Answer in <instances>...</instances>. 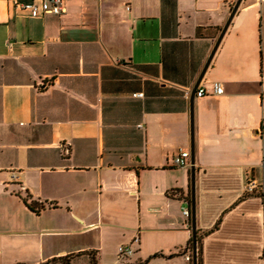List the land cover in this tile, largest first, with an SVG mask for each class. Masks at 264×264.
Segmentation results:
<instances>
[{"label": "crops", "instance_id": "1", "mask_svg": "<svg viewBox=\"0 0 264 264\" xmlns=\"http://www.w3.org/2000/svg\"><path fill=\"white\" fill-rule=\"evenodd\" d=\"M15 1L0 0V264H121V245L127 264H192L191 166L173 162L191 108L203 264H264V193L244 194L247 176L264 185V0L241 2L204 75L237 0Z\"/></svg>", "mask_w": 264, "mask_h": 264}, {"label": "built area", "instance_id": "2", "mask_svg": "<svg viewBox=\"0 0 264 264\" xmlns=\"http://www.w3.org/2000/svg\"><path fill=\"white\" fill-rule=\"evenodd\" d=\"M15 6L25 12L32 15L38 14H55L61 15L64 12V0H42L39 4L35 2H21L15 1ZM224 94V89L220 83H214L212 90H208L204 87L197 91V97L201 98L207 95L220 96ZM135 97H143V94H135ZM173 162L175 166L180 168H189L191 166V154L189 150H180L179 153L174 157ZM13 178H16L13 173ZM264 185L261 184L257 179L252 176H247L244 184V194L249 196L263 195ZM183 215L186 218H190V209L188 207L183 208ZM137 242V239L135 240ZM134 250L131 245H121L118 248V259L119 262H125L127 259L132 257ZM186 260L192 263V256H186Z\"/></svg>", "mask_w": 264, "mask_h": 264}, {"label": "water", "instance_id": "3", "mask_svg": "<svg viewBox=\"0 0 264 264\" xmlns=\"http://www.w3.org/2000/svg\"><path fill=\"white\" fill-rule=\"evenodd\" d=\"M243 0H237L235 3L230 17L228 21L226 22V25L222 29V32L215 44V47L211 53V56L209 58L208 64L206 65L203 75L211 62V59L213 58L217 48L219 47V44L221 43L223 36L225 35L233 17L235 16L241 2ZM202 75V76H203ZM191 188H192V205H191V220H192V242H193V250H192V264H197L198 261V246H197V228H196V201H195V142H194V126H193V108H191Z\"/></svg>", "mask_w": 264, "mask_h": 264}, {"label": "trees", "instance_id": "4", "mask_svg": "<svg viewBox=\"0 0 264 264\" xmlns=\"http://www.w3.org/2000/svg\"><path fill=\"white\" fill-rule=\"evenodd\" d=\"M25 203L27 204V206L31 210H33L36 213H40L45 208L43 204H38V203H34V202H32L31 204H28L26 202V200H25ZM202 239H203V235L202 234L198 235V238H197V246H198V261H197V264H203ZM189 246H190V249L193 247L192 239H191V241L189 243ZM76 256H78V255H70V256H65L63 258H57V259H54V260H52L51 262H48V263L71 264ZM48 263H46V264H48ZM90 264H98L95 256H91ZM121 264H124V262H122ZM136 264H145V263L140 262V263H136Z\"/></svg>", "mask_w": 264, "mask_h": 264}, {"label": "rangeland", "instance_id": "5", "mask_svg": "<svg viewBox=\"0 0 264 264\" xmlns=\"http://www.w3.org/2000/svg\"><path fill=\"white\" fill-rule=\"evenodd\" d=\"M124 264H127V263H124Z\"/></svg>", "mask_w": 264, "mask_h": 264}]
</instances>
